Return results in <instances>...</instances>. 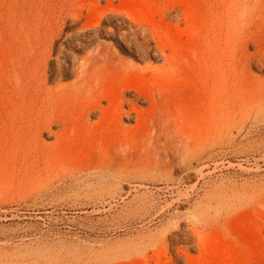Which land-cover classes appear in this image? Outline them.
I'll use <instances>...</instances> for the list:
<instances>
[{"label":"rangeland","instance_id":"374dc122","mask_svg":"<svg viewBox=\"0 0 264 264\" xmlns=\"http://www.w3.org/2000/svg\"><path fill=\"white\" fill-rule=\"evenodd\" d=\"M0 82V264H264V0H0Z\"/></svg>","mask_w":264,"mask_h":264},{"label":"bare ground","instance_id":"6f19581e","mask_svg":"<svg viewBox=\"0 0 264 264\" xmlns=\"http://www.w3.org/2000/svg\"><path fill=\"white\" fill-rule=\"evenodd\" d=\"M113 15L114 14L108 16L105 20L109 21L114 17H119L117 15H115V16H113ZM123 21H125V20H123ZM107 29L108 28L104 25H101L99 28L87 26V27L83 28L84 31L81 34L82 37L80 35H78V36H79V38L83 39V37H84L87 39L89 37V33L92 32L95 35H98L100 30L107 31ZM115 29L116 30L113 33L115 34L117 39L120 40L119 42L121 44H123V49H126L131 55L135 56L138 63H145V61L148 59H155V60L161 59V61H163V64L165 63V66H162L161 70L162 71H168L169 70L170 58L166 54L165 44H163L161 41H150V36H149L145 26H143L142 24L137 23V22H132L129 25L128 31L123 30V27L121 24H118V26H116ZM78 46L79 47H85L86 43H80V44H78ZM74 60H75V57H73V61ZM61 65H62L61 63L58 64V69L55 68L54 64L51 65V67L50 66L46 67L44 73H45V76H46V79L48 82H54L57 78L64 77V75L68 72V67L65 65V63H64V66L63 65L61 66ZM14 67H15V65H14ZM13 68H11L12 72L15 69V68L14 69ZM84 73H89V71L84 72ZM1 79H2V77H1ZM1 82H2V80H1ZM1 82H0V120L2 118H4L5 114L8 113V107H6V105H5V96H6L8 90H7V87L5 88L4 87L5 85H3ZM18 82H17V84H18ZM17 84H15V85H17ZM82 86H84V89H86V91H89L90 88H93L91 78L88 77L84 81ZM18 88H19V86H18ZM18 90H15L16 93L18 92ZM15 91H14V94H15ZM46 96H47L46 99L48 101L54 98L52 91H49ZM147 99L148 98L145 97L141 93H136V95L134 96V98L132 100H125L124 98H122V101L119 105V109H120L119 110V116H120V118L138 121L140 118L141 112L136 108V103L146 101ZM105 101H107V103L110 104V101L108 99L105 98ZM223 102L224 101H222L221 103L224 106L225 104ZM210 103H211V101H210ZM45 104H46L45 102H42L41 106L45 107ZM125 106H127L128 110L124 109ZM17 108H18V106H17ZM16 111H17L16 112L17 122L11 124L10 126H8V124H2L1 125V123H2L1 122L0 128H3V130H5V132L7 131L8 133L14 134L15 136H19V134L22 133V131H20V127H19L21 122L19 120L18 112L19 111L23 112V108L19 107L18 110H16ZM104 113H105V108H103L102 106L95 107V108L93 107V108L89 109V111H88V115H96L97 117H100V120H103V118H104L103 114ZM107 125L109 128H111L112 126L116 128L119 126V123L108 122ZM161 133H162V131H161Z\"/></svg>","mask_w":264,"mask_h":264}]
</instances>
